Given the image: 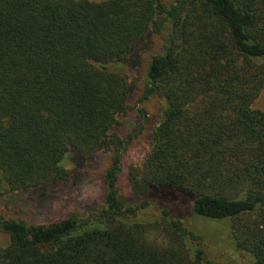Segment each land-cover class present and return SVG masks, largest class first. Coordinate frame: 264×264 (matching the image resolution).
Listing matches in <instances>:
<instances>
[{
    "label": "trees",
    "instance_id": "1",
    "mask_svg": "<svg viewBox=\"0 0 264 264\" xmlns=\"http://www.w3.org/2000/svg\"><path fill=\"white\" fill-rule=\"evenodd\" d=\"M135 73L141 100L163 108L127 169L129 200L123 160L143 125L123 135L119 118ZM262 90L264 0H0V194L45 206L110 159L85 212L0 215V264H223L209 248L224 242L264 264ZM165 189L186 194L198 224L159 205Z\"/></svg>",
    "mask_w": 264,
    "mask_h": 264
},
{
    "label": "rangeland",
    "instance_id": "2",
    "mask_svg": "<svg viewBox=\"0 0 264 264\" xmlns=\"http://www.w3.org/2000/svg\"><path fill=\"white\" fill-rule=\"evenodd\" d=\"M102 1V0H93ZM174 0H164L165 3H172ZM159 40L156 38L155 44ZM159 48V47H158ZM144 63L148 62V55L144 57ZM129 81L134 88L133 96L130 99L131 110L128 114L119 118L121 123L122 134L133 133L139 130V126L143 125L140 133L135 137L127 148L123 166L124 172L121 176L122 194L129 200L135 199L132 195L126 180L127 169L131 164H140L146 156L150 138L155 125L159 121V114L163 108V101L158 97H149L141 100L144 93V73L141 77L139 74H130ZM254 109L264 111V90L260 92L258 97L252 104ZM139 109H143L147 113L146 123H142L139 119ZM108 154H99L92 161L88 162V166L84 167L81 175L75 180L64 185L63 189H58L48 200L45 206L37 203L33 204L32 197L27 193L0 194V215L6 218L24 215L30 216L35 222H46L51 219H59L65 217L70 212H85L92 203L101 202L102 189L99 176L109 164ZM68 168H72V163H68ZM153 196L159 201L160 206L169 208L175 216L186 222L188 225L198 224V222L190 214V200L186 194L176 190H160L156 191ZM200 226L207 230H214L213 227L200 223ZM8 241V236L0 230V245H4ZM209 254L212 258L222 262L223 264H251L250 257L235 251L230 243L224 246L210 247Z\"/></svg>",
    "mask_w": 264,
    "mask_h": 264
}]
</instances>
